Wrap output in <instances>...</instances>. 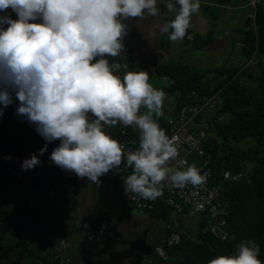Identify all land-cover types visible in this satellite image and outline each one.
Instances as JSON below:
<instances>
[{
    "label": "clouds",
    "instance_id": "obj_1",
    "mask_svg": "<svg viewBox=\"0 0 264 264\" xmlns=\"http://www.w3.org/2000/svg\"><path fill=\"white\" fill-rule=\"evenodd\" d=\"M166 7L175 16L160 32L172 42L183 40L200 0H168ZM0 13V117L14 94L20 102L15 114L46 141L39 156L47 143L59 140L50 161L96 185L123 162L132 169L123 180L125 193L145 200L160 197L165 181L176 188L205 182L195 164L178 159L174 140L158 123L165 93L153 87L148 72L127 71V64L107 58L125 51L123 21L159 15L157 0H0ZM118 123L139 130L135 151L125 153L106 132ZM39 156L32 153L21 168L42 164ZM259 251L254 240H242L234 255L207 264H262Z\"/></svg>",
    "mask_w": 264,
    "mask_h": 264
},
{
    "label": "trees",
    "instance_id": "obj_2",
    "mask_svg": "<svg viewBox=\"0 0 264 264\" xmlns=\"http://www.w3.org/2000/svg\"><path fill=\"white\" fill-rule=\"evenodd\" d=\"M167 2L168 0H163L166 20L168 21L174 19L175 13H168ZM171 2L175 4V0H171ZM210 2H213L214 8L231 7L233 9L236 6L245 5L247 0H210ZM200 5L204 10L210 8V3L200 2ZM243 9L242 7L241 10ZM8 14L13 19L17 18L11 9L8 10ZM241 34L243 62L237 67L221 66L207 68L206 71L201 72L184 62L177 61L172 64H162L154 69L158 78L166 80V90L175 96L173 112L182 106L185 96L191 91L200 95L211 96L221 90L220 96L223 104L219 112L226 113L227 120L222 125L217 126L213 145L207 148V153L211 155L213 176L219 180L222 171L225 170L236 173L249 169L252 173V180L249 183L242 181L224 184V196L228 203L229 234L226 240H217L208 234H196V240L192 242L186 240L183 235L182 241L178 245L166 249L167 260L160 259L154 253V246L158 244L154 242L149 247V254L154 257L155 262L163 264H207L209 260L217 256L234 255L236 245L240 241L254 240L260 249L258 258L264 264V4L257 6L254 21L244 16V29L241 30ZM191 35L193 40L190 41H193V46L196 49L208 45V41H204V43L201 41V44L196 45L195 42L199 35L192 33L189 28L182 40L185 45L190 44L188 37ZM107 58L110 63L118 62L117 57ZM129 60L128 58L124 59L122 63H128ZM251 60L254 62L253 68L258 70V74H254L247 66ZM249 82L251 85H248ZM12 99L13 103L4 109L3 114L5 121L12 126L11 135L14 138L11 139L9 145H14L15 148L11 147V149L23 147L29 150L42 147L46 141L37 137L39 134L34 125L30 124L24 117L15 114L20 102L14 94ZM0 107L3 105L0 104ZM158 123L169 135L167 123L161 120H158ZM105 130L108 132L107 129ZM35 136L37 139L34 138ZM2 138H6V135ZM246 139H250L252 144L247 147H240L239 144ZM136 141L139 145V137ZM56 143L58 144V142ZM2 154L9 155V152L0 148V161ZM111 172L112 170L109 171V173ZM30 195L27 200L12 206L6 207L0 202V219L2 220L0 263L31 264L28 262L29 259H38L43 264H61L62 261L69 259L65 251L57 253V257L55 251H51L49 257L48 254H45L48 248L46 236L48 222L58 229H61V225L51 220L48 221L47 218L49 217L46 218V215L42 214L45 208L35 207L37 200L32 194ZM142 212L151 219L162 221L164 225L171 221V211L165 207H156L153 210ZM103 215L106 217V214ZM24 225H28L32 232L40 238V243L28 253L25 252L26 246L29 248L27 239H19L10 244L5 243L4 235L6 232L20 229ZM181 227L183 226L181 225ZM181 227L178 226V230ZM190 231L192 230L185 229L187 233ZM15 249L14 259L11 260L9 252H13ZM67 264H71V262L69 261ZM106 264L118 263L109 260Z\"/></svg>",
    "mask_w": 264,
    "mask_h": 264
},
{
    "label": "rangeland",
    "instance_id": "obj_3",
    "mask_svg": "<svg viewBox=\"0 0 264 264\" xmlns=\"http://www.w3.org/2000/svg\"><path fill=\"white\" fill-rule=\"evenodd\" d=\"M200 2L210 3V8L209 10H204L200 5L199 11L191 17L189 29L192 33L199 35L195 42L196 45L201 44V41L202 43L208 41V47L205 51V47L203 49L199 48L201 49L199 50L193 46V41H190L192 35L188 37L190 44L185 45L182 40L172 42L167 33L160 32V27L167 22L163 0H157L159 15L151 16L145 13L143 17L129 18L123 21L128 25V34L123 40L125 55L122 53L121 56H118V62L124 64L122 63L124 59H130L128 62L130 64L125 63L128 65L127 71L148 72L149 82L153 87L165 93L162 108L163 115L159 118L162 122H166L171 116L172 112L170 113V110H173L175 96L166 90V80L160 79L155 75L154 69L156 67L181 61L198 71L204 72L207 68L221 66L234 68L243 62L242 43H239V46L236 42L239 38L241 39V36L237 31H233L235 26H243L241 11L231 10V7H228L227 10L214 8L215 5H212L213 2H210V0H200ZM238 17H241V19L239 20ZM230 30L235 33L232 34ZM202 51L204 52L202 53ZM247 64L254 74H258L257 68H253L254 62ZM123 71L125 70L122 69L121 74ZM248 85H251V83L249 82ZM144 111L145 109L141 108V113ZM11 128L12 126L5 121L4 117H0V131L3 133L0 135V148L5 152H9V155L2 154L1 159V161L3 160L7 163L4 168L0 165V202L6 207L20 204L37 185L41 184V188L45 190V193H48L47 185L53 184V191L50 193L53 195L52 197H48L49 194L43 196L42 191L35 192L38 198L35 202L37 205L35 207L39 209L45 208L42 214L46 215V218L49 217L47 220L61 225V229H58L55 225L48 222V229L46 230L48 248L45 254H48L47 256L49 257L51 251H57L62 248V243L65 244L66 249L67 245L70 248V238L78 236V234H72L78 231V227H69L70 224L79 226V231L81 230L82 234L84 232L87 233L86 231L89 232V227H95L91 223L96 222L100 217L99 211L103 210L107 199H111L112 189H107L104 186L105 181L102 182L101 177V183L96 185L88 181L87 178L80 179L74 173L63 171L54 165L49 157L54 147L59 145V140H56L58 144L55 141L47 143V151L42 156H39V149L44 147L46 142L42 147L29 149L33 150V153H36L42 161V164L37 165L38 175L34 173L35 169H29L12 176L14 171H12L9 157L12 156L10 152L15 147L14 145H9L11 139L14 138L11 135ZM4 135H6V138H2ZM37 137L42 138L39 135ZM37 137L35 136L34 138L37 139ZM251 144L252 141L246 139L239 146L247 147ZM11 147L14 148L11 149ZM25 159L20 158L19 161L22 163ZM31 173L35 174V183L32 181ZM10 176L12 177L9 178ZM6 179L8 180L5 183ZM50 180L52 181L50 182ZM7 183L13 185L10 187ZM30 194H34V192ZM42 196L44 198H41ZM107 215L108 222H104L106 220L103 221L106 226L102 230L97 244L87 240V243H83L84 248L82 249L75 250L72 248L66 250L65 253L72 256V258L68 257L71 264H93L94 261L102 264L103 261L109 260H113L118 264H151L150 260L153 261L155 259L149 254V251L144 252L143 256H137V251L140 250L125 248V245H131L134 249L141 247L145 249L146 246L151 247L156 240L155 236L163 228L164 223L149 218L142 211L129 209L128 207L120 209L112 205L107 206ZM175 217L173 213L170 214V220H174ZM1 222L2 220L0 219V230ZM197 223V220L191 216L182 219L183 227L193 231H195ZM4 236L7 244L19 239H27L30 249L26 246V253L32 251L40 243V238L32 232L28 225H24L20 229L10 230ZM79 243L81 244V242ZM80 244H75V247H79ZM15 252L16 249L13 252H9L11 260L14 259ZM28 262L31 264H43L38 259H29ZM0 264H7V262H1Z\"/></svg>",
    "mask_w": 264,
    "mask_h": 264
},
{
    "label": "built area",
    "instance_id": "obj_4",
    "mask_svg": "<svg viewBox=\"0 0 264 264\" xmlns=\"http://www.w3.org/2000/svg\"><path fill=\"white\" fill-rule=\"evenodd\" d=\"M264 4V0H247L243 6L245 17L254 21L257 6ZM250 62H253L252 60ZM221 90L211 96L200 95L191 91L185 96L182 106L172 111L171 116L166 121L169 128V138L174 140L178 149V159L188 161V164H195L201 174H206V180L200 186L194 187L191 184L184 188H176L168 181L163 182L162 195L156 200H145L139 195L127 192L126 206L137 211L153 210L156 207L170 209L176 217L164 225L165 237L154 246V253L162 260H167L166 249L178 245L183 238L194 242L196 234H208L211 237L224 241L228 238L227 208L228 203L224 196V184L237 183L252 180V173L249 169L232 173L228 170L222 171L218 180L212 173L211 155L207 153V148L213 145L216 138L217 126L222 125L227 120L224 112H219L222 108L223 100L220 96ZM108 134L123 145L125 153L135 151L138 148L136 139L139 137L137 129L121 124L106 127ZM170 166H177L176 161H172ZM132 169L126 167L122 162L119 168L109 173V178L115 185L124 186L123 180L131 174ZM125 187V186H124ZM216 209L217 214L213 215L212 210ZM191 216L197 220L195 231L185 232L186 227L178 230L182 219ZM62 248L55 251L57 253L66 251L64 243ZM62 251V252H60ZM69 259L62 261L67 264Z\"/></svg>",
    "mask_w": 264,
    "mask_h": 264
},
{
    "label": "crops",
    "instance_id": "obj_5",
    "mask_svg": "<svg viewBox=\"0 0 264 264\" xmlns=\"http://www.w3.org/2000/svg\"><path fill=\"white\" fill-rule=\"evenodd\" d=\"M244 5H240V6H236L235 8H233V9H231V10H237V11H241V15L243 16V20H242V22H243V26H235V28L233 29V31H237L239 34H240V36L242 35L241 34V30H243L244 29V13H245V10L243 9V10H241L242 9V7H243ZM228 8H226V7H224V10H227ZM239 18V20L241 19V17H238ZM231 32H232V34L233 33H235V32H233L232 30H230ZM236 32V33H237ZM219 39H220V37H219ZM237 40V39H236ZM237 45L239 44V43H241V39L239 38L237 41ZM239 46H240V44H239ZM207 47H208V45H206L205 46V48L204 47H202V49L204 48V51L207 49ZM199 50H201V49H199ZM204 51H202V53L204 52ZM173 111V110H172ZM171 110H170V113L172 112ZM172 114V113H171ZM137 132H138V134H139V131H138V129H137ZM109 179V180H108ZM101 180H102V182H104L105 181V187L107 188V189H112V193H111V199H107V203L106 204H104V207H103V210H100L99 211V215H100V217L98 218V220H96V222H92L91 223V225H94L95 227L94 228H92V226L91 227H89L90 228V230H89V232L88 231H86L87 233H81V230L79 231V226H76L75 224H70L69 225V227H75V228H77L78 227V231L76 232V231H73V232H76V233H72V234H78V236H76V237H72V238H70V242H69V245H70V248H69V246L67 245V249L68 250H70V249H72V248H74L75 250L76 249H82V248H84V246H83V243H87V240H89L90 242H94V244H97L98 242H99V240H100V235L102 234V230L104 229V227L106 226L105 224H104V222H108V215H107V206H115V207H117V208H120V209H123V208H127L126 207V193H125V187L124 186H121V185H115L114 183H113V181L111 180V178H109V175L108 174H106V175H104V176H102L101 177ZM103 186V187H104ZM101 212V213H100ZM103 214H106V217H103L104 215ZM147 215V214H146ZM104 220H106V221H104ZM104 221V222H103ZM180 225V227H181V225H182V223H180L179 224ZM183 226V225H182ZM80 227H81V225H80ZM72 236V235H71ZM156 237V238H155ZM154 238L156 239L155 240V242H156V244L157 243H159L164 237H165V232H164V226H163V228L161 229V230H159L158 231V233H157V235L155 236ZM79 242H81V244L79 243ZM75 244H80V246L79 247H75ZM126 247L125 248H131V249H133V250H140V251H137V256H143V254H144V252H148L149 251V247L148 246H146L145 247V249H144V247H141V248H133V247H131V245H128V244H126L125 245ZM66 249V250H67ZM66 252V251H65ZM76 253H78V252H76ZM66 256L67 257H71L72 258V256H70L68 253L66 254ZM108 261H103V263L102 264H106ZM150 263L151 264H163V263H158V262H155L154 260L152 261V260H150ZM93 264H99V263H96V261H94L93 262Z\"/></svg>",
    "mask_w": 264,
    "mask_h": 264
},
{
    "label": "flooded vegetation",
    "instance_id": "obj_6",
    "mask_svg": "<svg viewBox=\"0 0 264 264\" xmlns=\"http://www.w3.org/2000/svg\"><path fill=\"white\" fill-rule=\"evenodd\" d=\"M2 117H4V116H2ZM27 150V149H26ZM13 151H11V153H12ZM28 154H29V152H28ZM11 155V154H10ZM30 155V154H29ZM9 160V159H8ZM10 163H11V165H12V171H14V173L12 174V176L14 175V174H16V173H23V172H25L24 170H22V168H21V161H18V162H16V163H14L13 161H12V159H11V157H10ZM4 161L2 160V161H0V165H2V163H3ZM5 163H7L6 161H5ZM35 169V171H34V173L35 174H37L38 175V173H39V170H38V168H37V166L34 168ZM56 171V170H55ZM32 174V181L35 183L36 182V177H35V174ZM61 173V172H60ZM12 176H10L9 178H11ZM38 177V176H37ZM8 178V179H9ZM8 179H6V181L8 180ZM52 180H50V182H51ZM10 184V183H9ZM9 184H7V185H9ZM10 187H11V185H9ZM41 184L38 186H36V188H34V189H32L33 191H30L29 192V194H28V197L30 196V193H32V192H34V194H32L35 198H36V200L38 199L37 197H36V194H35V192H38V191H42L41 193H43V196H45V195H47V194H49L48 195V197H52L53 195L52 194H50L52 191H53V184L52 183H50L49 185H47V187H48V193H45V190L43 189V188H41ZM41 197V198H44V197ZM28 197H26V199L25 200H27V198ZM43 200V199H42ZM41 201V200H40Z\"/></svg>",
    "mask_w": 264,
    "mask_h": 264
},
{
    "label": "water",
    "instance_id": "obj_7",
    "mask_svg": "<svg viewBox=\"0 0 264 264\" xmlns=\"http://www.w3.org/2000/svg\"><path fill=\"white\" fill-rule=\"evenodd\" d=\"M1 134H3L1 131H0V135ZM28 152H29V154L31 155L32 153H33V150H26V149H24L23 147H18V148H16V149H14L13 150V152H12V161L14 162V163H16V162H18L19 161V159L20 158H27L28 156H30L29 154H28ZM6 163L5 162H3L2 163V168H4V165H5Z\"/></svg>",
    "mask_w": 264,
    "mask_h": 264
}]
</instances>
